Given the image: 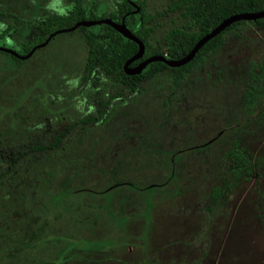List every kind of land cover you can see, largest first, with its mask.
I'll return each instance as SVG.
<instances>
[{
	"label": "rangeland",
	"instance_id": "1",
	"mask_svg": "<svg viewBox=\"0 0 264 264\" xmlns=\"http://www.w3.org/2000/svg\"><path fill=\"white\" fill-rule=\"evenodd\" d=\"M74 1L0 0V47L20 52L40 19ZM115 1L81 0L85 18ZM140 1L150 14L170 2ZM174 16L154 19L152 42L181 24ZM85 50L71 30L20 64L0 52L1 151L94 112L78 88ZM262 62L264 32L247 21L179 84L150 79L112 100L102 123L74 125L61 147L24 155L0 178V264H264V76L248 74L260 75ZM247 88L256 93L249 118ZM232 147L258 160L238 180Z\"/></svg>",
	"mask_w": 264,
	"mask_h": 264
},
{
	"label": "trees",
	"instance_id": "2",
	"mask_svg": "<svg viewBox=\"0 0 264 264\" xmlns=\"http://www.w3.org/2000/svg\"><path fill=\"white\" fill-rule=\"evenodd\" d=\"M132 1L138 7V11L134 12L135 6L130 5V0H116L113 9L98 18L107 17L114 22L122 20L128 30L143 43L142 56L132 61L131 66L151 55L166 54L167 59H177L186 54L199 37L228 15L264 9V0H170L165 10L177 11L182 18V24L179 27L168 29L161 42H152L151 33L156 27L154 18L159 12L146 13L143 11V4L140 0ZM88 7L93 10L92 5ZM81 19L96 20L93 16L85 18V8L81 0H75L74 6L65 14H52L40 19L39 33H36L27 44H23L21 51L16 53L20 55L27 53L34 43L36 45L42 42L51 32L68 28ZM247 21L264 32V17L254 21L238 20L207 40L185 64L168 67L161 61H153L146 64L139 73L131 75L123 72L122 65L137 50V44L134 41L127 39L105 23H99L97 28H90L92 25L76 27L74 30L78 31L86 49L78 88L83 89L89 95V102L94 107V112L77 118L75 122L64 124L62 130L55 127L48 130L50 133L47 135V140H34L32 143L20 145L15 148V152H3L0 149V157L6 159L4 168L0 170V178L14 171L24 155L32 152L45 154L61 147L65 132L74 125H77L79 130H84L96 122L102 123L108 114L107 109L112 106L110 105L112 100L123 94L139 93L144 89L148 80L166 75L173 85L179 84L193 68L219 49L223 43L224 34ZM6 54L16 64L24 61L9 53ZM253 68L249 69L250 80L264 76V62L259 66L260 75H257ZM101 80H107L108 86L113 90L104 93L100 85ZM255 100L256 93L253 89L247 88L242 106L246 118L252 117L256 111L253 107ZM228 155L231 158L230 172L234 180L249 174L254 164L258 162V160H252L251 155H247L243 149L237 147H232ZM217 191H219L218 188L213 189L214 194Z\"/></svg>",
	"mask_w": 264,
	"mask_h": 264
},
{
	"label": "water",
	"instance_id": "3",
	"mask_svg": "<svg viewBox=\"0 0 264 264\" xmlns=\"http://www.w3.org/2000/svg\"><path fill=\"white\" fill-rule=\"evenodd\" d=\"M136 11H138L137 6H135V9H134V12H136ZM262 17H264V9L258 10V11H251V12L233 13V14L228 15L227 17L223 18L218 24H216L208 32L204 33L201 37H199L195 41L193 46L189 49V51L186 54H184L183 56H181L177 59H166L162 55H151V56L143 58L134 66H129V64L132 61L139 59L142 56L143 48H144L143 43L128 30V28L125 26V24L122 20L120 22H114L107 17L101 18V19H96V20L81 19V20L76 21L72 26H70L68 28H62V29L55 30V31L51 32L42 42L31 47V49L23 55L17 54L15 51H13L11 49L3 48V47H0V51H4L6 53H9L18 59H26L33 53V51L36 48H39V47L45 45L47 43V41L53 35H55L59 32L71 31V30H74L78 26H90L93 24L105 23V24L111 26L112 28H114L116 31H118L121 35H123L127 39H130L137 44V50L135 51V53H133L129 58H127L122 65V69H123V72L125 74H136V73H139L141 71V69L146 64L153 62V61H161L168 67L181 66V65L185 64L186 62H188L193 57V55L197 52V50L207 40H209L210 38H212L213 36L218 34L220 31H222L225 27L230 25L232 22H235L238 20L254 21V20H256L258 18H262Z\"/></svg>",
	"mask_w": 264,
	"mask_h": 264
},
{
	"label": "flooded vegetation",
	"instance_id": "4",
	"mask_svg": "<svg viewBox=\"0 0 264 264\" xmlns=\"http://www.w3.org/2000/svg\"><path fill=\"white\" fill-rule=\"evenodd\" d=\"M130 5L133 7L134 5H135V3L132 1V0H130ZM168 13V12H171V13H173V14H175V18H179V19H181V24H182V18H181V16L179 15V13L177 12V11H174V10H163V11H160L159 13H157L156 14V16H155V18L157 17V16H159L161 13ZM154 18V19H155ZM157 24V23H156ZM180 24V25H181ZM179 25V26H180ZM179 26H177V27H179ZM173 28H175V27H173ZM169 29H171V28H169ZM162 40V39H161ZM154 42H158V41H154ZM164 58H166L167 59V56H166V54H163L162 55ZM140 61V60H139ZM129 66H131L130 64H129ZM128 75H131V74H128Z\"/></svg>",
	"mask_w": 264,
	"mask_h": 264
}]
</instances>
